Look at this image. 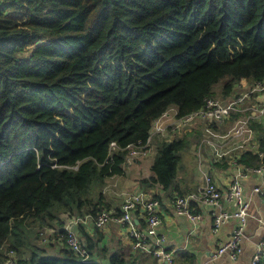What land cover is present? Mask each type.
Segmentation results:
<instances>
[{"label": "trees", "instance_id": "obj_1", "mask_svg": "<svg viewBox=\"0 0 264 264\" xmlns=\"http://www.w3.org/2000/svg\"><path fill=\"white\" fill-rule=\"evenodd\" d=\"M263 79L264 0H0V246L22 264H96L31 231L105 207L92 179L125 170L126 150L105 161L110 141L145 139L154 117L202 106L220 80L227 96ZM186 143L158 144L144 190L173 185Z\"/></svg>", "mask_w": 264, "mask_h": 264}, {"label": "built area", "instance_id": "obj_2", "mask_svg": "<svg viewBox=\"0 0 264 264\" xmlns=\"http://www.w3.org/2000/svg\"><path fill=\"white\" fill-rule=\"evenodd\" d=\"M262 122H264V79L238 81L234 89L223 99L209 96L205 98L202 106L190 112L180 113L179 107L172 104L153 118L151 128L143 140L139 139L126 146L114 140L110 141L105 161L110 162L119 150H126L123 165L131 166L136 160L154 152L157 139L160 143L169 142L174 137L180 136L183 131L201 126L196 147L200 159L199 165L202 166L201 158L207 153L214 161L223 160L235 165L236 171L224 194L212 175L202 169V184L186 194H176L173 204L178 213L196 222L199 215L193 211L194 204L217 207L224 196L229 201L236 200L237 208L230 213L220 211L214 214L212 225V230L216 231L230 216L235 215L239 219L231 238L218 246L215 251L216 256L228 254L230 258L236 259L241 253L243 230L250 215L248 214L250 199L244 195L242 181L250 174L264 175V151L260 148L254 125ZM247 150H251L260 158L259 164H245L240 161V156ZM74 167L76 168L77 165ZM116 186L117 182L106 185L103 193L111 190L117 196L120 195L123 198L120 210L113 211L103 207L95 216V226L100 228L110 222L121 221L132 240L134 249L159 256L162 264H174L173 253L165 248L163 238L152 239L162 224L160 196L151 195L143 189L118 190ZM254 191H261V188L254 187ZM64 216L65 223L61 227L44 225L38 227L37 236L41 242L46 244L53 239V235H56L81 259L101 264L96 262L75 229L81 223H86L90 215L85 213ZM138 217L144 219V227L138 226L136 222ZM0 250L4 257L0 264H22L25 258V255L10 246L9 242L2 244ZM255 251L250 264H264V236L257 242Z\"/></svg>", "mask_w": 264, "mask_h": 264}, {"label": "crops", "instance_id": "obj_3", "mask_svg": "<svg viewBox=\"0 0 264 264\" xmlns=\"http://www.w3.org/2000/svg\"><path fill=\"white\" fill-rule=\"evenodd\" d=\"M200 132L201 126H195L183 131L181 135L192 133L200 136ZM148 158L150 157L136 160L133 165L125 167L124 172L121 174L106 176L105 180L108 179L106 183L117 182L115 188L118 190H144L138 178L143 177L141 175L146 172L148 175V164L150 162ZM202 158V166L199 165L200 160H197L196 168L191 173L179 176L176 173L173 185L168 189H162L159 186L145 189L151 195L159 194L162 199L160 214L162 216V224L156 236H153L152 239L163 238V245L173 253L174 264H250L253 254L256 252L257 242L264 236V175L250 174L248 178L242 181L244 195L247 199H250L248 208V214L250 215L243 230L240 255L236 259L230 258L228 254L216 256L217 247L231 238L239 219L232 215L222 223L218 230L213 231L214 214L220 211L233 212L237 208L236 200L229 201L224 196L217 207L194 204L193 211L199 215L196 222L192 221L188 216L178 213L173 204L176 194H186L197 189L202 184V169L212 175L221 191L225 194L233 179L232 176L236 171V166L223 160L214 161L207 153ZM141 161L143 162L142 164ZM257 186L261 188V191H254V187ZM102 198L105 207L113 211L120 210L123 200L120 195L117 196L114 193L105 192ZM88 214L90 215L88 221L76 226L75 229L82 239L87 240V237L89 238L91 242L90 250L96 262L114 264L113 257L117 256L115 261L119 262L122 258L124 260L123 264H162L159 256L133 248L132 240L127 235L123 222L113 221L97 228L94 223L95 215L92 213ZM135 214L137 216L138 212ZM136 222L140 227L145 226L143 218L138 217ZM56 223L57 220H53L51 223H44L43 225L49 227H61L63 225ZM43 225H35L33 229L37 230L38 227ZM34 235L42 245L45 244L38 238L37 233ZM46 244H53V246L49 247L50 250H57L61 248L63 243L56 235H53V239Z\"/></svg>", "mask_w": 264, "mask_h": 264}, {"label": "rangeland", "instance_id": "obj_4", "mask_svg": "<svg viewBox=\"0 0 264 264\" xmlns=\"http://www.w3.org/2000/svg\"><path fill=\"white\" fill-rule=\"evenodd\" d=\"M245 82H247V81H245ZM221 87H222V82H221V80L219 81V82H217V83H215V86H214V89H215V92H216V96L215 97H217V98H220V99H223L225 96H223L222 95V93H221ZM185 137H186V141H187V143H186V145L180 150V154H181V158H180V161H179V164H178V168H177V176H179V175H183V174H187V173H191L195 168H196V165H197V160L199 161L200 159H199V154H198V151L195 149L196 148V145H197V143L199 142V137L200 136H198V135H195V134H187V135H185ZM158 144H160V142L158 141V139H157V141L155 142V146H156V148L158 149ZM156 150V149H155ZM155 150H154V152H155ZM154 152H152L149 156H147V157H150V158H148V160L150 161L149 162V164H148V168H149V173H150V164L152 163V159L154 158V156H155V154H156V152L154 153ZM203 159V158H202ZM148 160H146V161H148ZM143 162L141 161V164H142ZM145 167V166H144ZM147 173V172H146ZM146 173H143L144 175H141V176H145V174ZM148 173V174H149ZM147 175V174H146ZM176 176V177H177ZM107 180V182H108V179H106ZM105 180L103 179V180H100L99 179V175L98 176H96V177H94L93 179H92V184H91V187L93 188L92 189V191H91V193H90V195L91 196H93V199H94V201H96L97 200V198H98V194H99V190L101 189L102 190V193H103V189L106 187V185H110V184H112V183H109V184H107V183H102V182H104ZM99 182H101V183H99ZM108 188H109V186H108ZM100 190V191H101ZM108 192H111V193H113V191H111V190H108ZM105 193V192H104ZM57 224V223H56ZM33 231L34 232H32L31 231V235H33L34 237H35V235L34 234H36L37 233V230L36 229H33ZM37 240V242L39 243V244H41L40 243V241L38 240V239H36ZM42 245V244H41ZM50 249V248H49ZM21 252H23V249H21L20 250ZM0 260H1V258H0Z\"/></svg>", "mask_w": 264, "mask_h": 264}]
</instances>
